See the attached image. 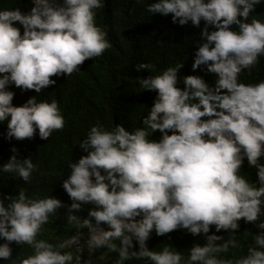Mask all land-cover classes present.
<instances>
[{"label":"clouds","instance_id":"obj_1","mask_svg":"<svg viewBox=\"0 0 264 264\" xmlns=\"http://www.w3.org/2000/svg\"><path fill=\"white\" fill-rule=\"evenodd\" d=\"M261 2L149 3L148 12L172 14L180 25L191 21L199 27L205 21L204 42L192 68L206 66L217 76L215 86L201 76L187 75L185 87H178L183 63L139 78L142 89L157 92L143 116L144 127L130 131L123 124L106 127L97 121L79 144L87 155L70 162L71 172L62 186L73 201L66 219L76 234L56 243L38 239L64 204L53 196L30 197L21 187L18 195L0 198V238L6 241L0 244V258L10 260L14 241L33 251L13 264H93L91 255L82 258L85 247L90 254L105 248L102 261L117 252L115 264L132 259L149 264H264V80L240 81L241 73L251 71L264 56V20L253 17L249 22ZM32 3L28 12L0 9V123H7L9 141L34 138L37 130L47 140L66 123L58 100L33 95L15 106L9 85L40 93L56 84L53 77L71 76L85 60L112 47L106 30L96 23V10L104 7V0ZM233 24L238 30H232ZM209 25L215 30L209 31ZM153 68L147 62L136 64L137 71ZM157 130L162 133L159 141L149 139ZM12 152L0 171L30 183L38 165L31 156L18 159L16 147ZM245 157L257 169L259 186L241 175ZM88 203L96 207L87 218L74 214ZM241 218L261 231L251 233L253 244L246 255L229 258L223 254L241 247L235 233ZM213 225L216 232L228 230V239L208 235ZM181 228L205 234L206 243L194 244L187 255L169 244L160 251L149 249L153 230L163 236Z\"/></svg>","mask_w":264,"mask_h":264},{"label":"trees","instance_id":"obj_2","mask_svg":"<svg viewBox=\"0 0 264 264\" xmlns=\"http://www.w3.org/2000/svg\"><path fill=\"white\" fill-rule=\"evenodd\" d=\"M153 2L155 0H104V7L96 10V23L106 30L107 39L112 44L111 48L99 57L85 60L79 66V71L71 76L53 77L56 84L48 86L40 93H36L35 90L22 92L15 85L8 86L15 93L13 105L21 106L33 95H36L38 100L56 99L66 120L64 129L54 131L47 140L41 139L37 130L34 138L23 140L13 138L9 141L5 139L7 123H0V165L14 155L12 148L16 147L18 153L15 154L18 159L31 156L39 168L33 172L30 183L0 171V198L18 195L20 188L23 187L27 189L30 197L53 196L64 204L57 210L55 216L50 217V222L44 225L45 230L38 239L56 243L66 236L76 234V229L68 224L66 219L68 206L73 201L62 184L70 175V162H78L81 156L87 155L79 144L86 137L90 126L100 121L106 127L123 124L130 131L144 127L143 116L148 114L157 92L142 89L139 78L156 75L168 66L183 63L178 72V87L182 89L185 87L183 78L187 75L201 76L210 86H215L217 76L208 72L206 66L201 65L195 70L192 68L195 53L204 42L202 31L205 21L201 20L199 27L193 25L191 21L185 25L174 23L172 14L165 16L148 12L147 5ZM33 6L32 0H0V9L19 7L22 12H28ZM253 17L264 20V0L255 6L249 22ZM17 25L19 26L18 22ZM20 27L23 31L22 26ZM208 28L209 31L215 30L211 25ZM231 28L238 30L235 24ZM142 62L151 63L154 68L137 71L136 64ZM260 80H264V56L259 58V63L251 71L245 69L240 75V81L244 83H257ZM161 136L162 133L157 130L149 139L159 141ZM261 162L264 163V157L261 158ZM241 175H245L259 186L257 169L249 165L246 157ZM94 207L96 206L91 203L83 204L80 210H74V214L87 218L89 210ZM261 219H264V216ZM239 224L240 227L235 233L241 247L223 254L229 258L246 255L248 247L253 244L251 233L255 235L261 231L253 223H246L243 218ZM86 228L81 231H85ZM213 233L223 236L225 240L229 236L228 230L216 232L214 225L208 235ZM5 242L0 238V244ZM196 243L205 244L206 235L203 233L193 235L183 228L163 236L156 235L153 230L147 241L150 250L160 251L169 244L185 255ZM134 246V250L138 251L139 245L135 240ZM10 247L13 250L10 260L0 258V264H13L17 257L24 258L33 251L29 246L14 241L10 243ZM105 251V248H99L90 254L87 250L84 259L91 255L93 264H115L118 253H109V257L102 261L100 256ZM125 264L149 262L132 259Z\"/></svg>","mask_w":264,"mask_h":264},{"label":"built area","instance_id":"obj_3","mask_svg":"<svg viewBox=\"0 0 264 264\" xmlns=\"http://www.w3.org/2000/svg\"><path fill=\"white\" fill-rule=\"evenodd\" d=\"M104 227V226H103ZM88 238V233L87 234H84L83 237H81V241L84 242L86 239ZM87 251V248L85 247L83 253H82V258L84 256V253Z\"/></svg>","mask_w":264,"mask_h":264}]
</instances>
